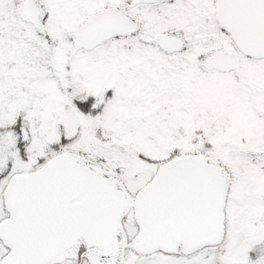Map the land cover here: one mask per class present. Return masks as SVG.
I'll list each match as a JSON object with an SVG mask.
<instances>
[{
    "label": "snow or ice",
    "instance_id": "1",
    "mask_svg": "<svg viewBox=\"0 0 264 264\" xmlns=\"http://www.w3.org/2000/svg\"><path fill=\"white\" fill-rule=\"evenodd\" d=\"M0 264H264V0H0Z\"/></svg>",
    "mask_w": 264,
    "mask_h": 264
}]
</instances>
